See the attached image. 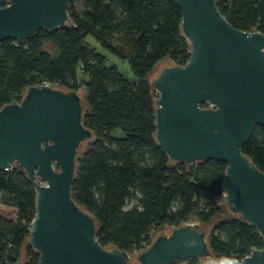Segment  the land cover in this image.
Instances as JSON below:
<instances>
[{"label":"trees","instance_id":"obj_1","mask_svg":"<svg viewBox=\"0 0 264 264\" xmlns=\"http://www.w3.org/2000/svg\"><path fill=\"white\" fill-rule=\"evenodd\" d=\"M6 3L0 0V6ZM214 4L232 27L264 32V0ZM67 14L70 24L38 29L21 43L0 40V107L17 102L32 84L83 88L81 122L92 138L83 142L75 157L70 197L93 217L98 243L137 252L150 243L151 231L191 220L198 226L213 221L205 232L211 256L219 264H237L251 249L262 248L252 224L234 213L216 218L225 162L206 159L193 166L174 162L155 142L157 94L147 75L163 58L176 65L188 58L177 6L170 0H69ZM88 38L126 60L133 79L106 65L105 55ZM115 128L122 137L111 135ZM240 151L264 173L263 125L253 127ZM34 194L17 164L0 170V205L13 210V218L0 214V264H19L34 216ZM129 199L134 202L126 207ZM25 246L26 259L20 264H36L38 253L28 242Z\"/></svg>","mask_w":264,"mask_h":264},{"label":"water","instance_id":"obj_2","mask_svg":"<svg viewBox=\"0 0 264 264\" xmlns=\"http://www.w3.org/2000/svg\"><path fill=\"white\" fill-rule=\"evenodd\" d=\"M6 1L0 40L21 43L38 29L70 24L69 0ZM170 1L180 12L188 58L183 65L165 63L147 78L157 94L155 142L174 162H225L219 200L263 241L237 264H264V173L240 151L253 127L264 126V34L232 27L214 0ZM81 118L77 91L27 86L17 102L0 107V170L17 164L34 188L27 242L38 253L36 264H128V252L98 243L93 217L70 197L75 157L92 138ZM212 223L192 221L158 233L135 259L170 264L209 257L205 230Z\"/></svg>","mask_w":264,"mask_h":264},{"label":"rangeland","instance_id":"obj_3","mask_svg":"<svg viewBox=\"0 0 264 264\" xmlns=\"http://www.w3.org/2000/svg\"><path fill=\"white\" fill-rule=\"evenodd\" d=\"M252 29L253 28H251V30ZM249 32H251V31H249ZM88 41L91 43V45L94 46L96 51L105 55L106 65H114L125 78H127L128 80L133 79V74H132L126 60H122V59L110 54L107 50L103 49L99 44H97L92 38H88ZM43 44H44V47L47 49H49V47L51 46L47 42H45ZM165 63H170L169 59L163 58L159 62H157L154 65V67L152 68V70L148 73L147 77L151 76L157 70V68H159L161 65H163ZM77 92L80 94L81 97L84 95V90L82 87H79L77 89ZM154 93H155V91H154ZM111 135L113 137H122L123 134H122L121 130H119L118 128H115L111 131ZM83 146H85V143L83 144ZM54 168H57V167L54 165ZM38 181H40V180H38ZM40 183L43 184L44 182L40 181ZM133 202L134 201L132 199L127 200L126 201V207H129ZM220 206H221V212L218 216H216V218L224 217V216H230L231 214H233L225 207V205L223 203H221ZM0 214L6 218H13V210L8 208V207H2V210H0ZM187 222H192V221L189 220ZM209 227H207V229ZM168 231H169V228L167 226H163L159 229L151 231L150 232V238L152 239L158 233H168ZM26 242H27V239L25 238L23 243H22L21 250L19 252V260H18L19 263L24 262L26 259V256H25V248H26L25 244H26ZM209 259H211L214 264H219L217 261L214 260V258L211 255L209 257L189 259V260H186L185 263L186 264H207L206 261H208ZM128 264H139L135 259V251L128 252Z\"/></svg>","mask_w":264,"mask_h":264},{"label":"built area","instance_id":"obj_4","mask_svg":"<svg viewBox=\"0 0 264 264\" xmlns=\"http://www.w3.org/2000/svg\"><path fill=\"white\" fill-rule=\"evenodd\" d=\"M251 31H258L257 29L253 28ZM260 32V31H259ZM262 34H264V32H261ZM39 84H43V85H50L48 82H42V83H39ZM206 106H210L209 104L206 103ZM184 223H191V222H184ZM174 225H169L167 226L169 229L171 227H173Z\"/></svg>","mask_w":264,"mask_h":264},{"label":"crops","instance_id":"obj_5","mask_svg":"<svg viewBox=\"0 0 264 264\" xmlns=\"http://www.w3.org/2000/svg\"><path fill=\"white\" fill-rule=\"evenodd\" d=\"M2 207H4V206H1V205H0V210H2Z\"/></svg>","mask_w":264,"mask_h":264},{"label":"flooded vegetation","instance_id":"obj_6","mask_svg":"<svg viewBox=\"0 0 264 264\" xmlns=\"http://www.w3.org/2000/svg\"><path fill=\"white\" fill-rule=\"evenodd\" d=\"M206 106V105H205Z\"/></svg>","mask_w":264,"mask_h":264}]
</instances>
